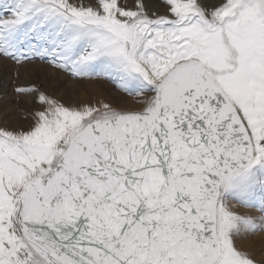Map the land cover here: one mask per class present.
Returning a JSON list of instances; mask_svg holds the SVG:
<instances>
[{
    "label": "snow or ice",
    "instance_id": "6c2138e0",
    "mask_svg": "<svg viewBox=\"0 0 264 264\" xmlns=\"http://www.w3.org/2000/svg\"><path fill=\"white\" fill-rule=\"evenodd\" d=\"M0 61L63 74L0 127V264H264V0H0Z\"/></svg>",
    "mask_w": 264,
    "mask_h": 264
},
{
    "label": "rangeland",
    "instance_id": "374dc122",
    "mask_svg": "<svg viewBox=\"0 0 264 264\" xmlns=\"http://www.w3.org/2000/svg\"><path fill=\"white\" fill-rule=\"evenodd\" d=\"M0 64V127H17L20 124H24L25 126H27V122L23 121L21 119V114L16 111L17 105L15 101L17 98L12 94L15 84H26L30 82L43 83L46 76L56 75L60 78L63 74H57L56 72H54V69L37 64L28 65L26 66V69H21L20 78L17 79L15 66L11 62L0 61ZM32 68L34 69V72ZM53 72L54 74H52ZM37 73H39V75ZM50 73L52 75H50ZM60 79H63V76ZM85 88L87 89V91H85ZM48 91L50 94H54L58 99H63L67 92H72L81 100L87 99L89 95H93V97L91 96L93 100L105 99L118 102V100L120 99V94L112 88V85L104 82H86L82 87L80 83L70 81L68 85L61 87L58 91L53 92L51 87L48 88ZM82 96L85 97L82 98ZM129 102L131 103V98H129ZM25 107H31V105L28 104L25 105ZM261 241H264V234H258L254 236L250 243L259 247Z\"/></svg>",
    "mask_w": 264,
    "mask_h": 264
},
{
    "label": "bare ground",
    "instance_id": "6f19581e",
    "mask_svg": "<svg viewBox=\"0 0 264 264\" xmlns=\"http://www.w3.org/2000/svg\"><path fill=\"white\" fill-rule=\"evenodd\" d=\"M1 65V64H0ZM10 66H13V65H10ZM46 68V67H45ZM33 69V68H32ZM50 70V69H49ZM27 71V70H26ZM32 71V70H31ZM33 72H34V69H33ZM55 72V71H54ZM54 72L52 73V74H54ZM4 73V72H3ZM47 74V73H46ZM51 73H50V75H52ZM48 75V74H47ZM62 75V74H61ZM56 76V75H55ZM63 76V75H62ZM62 76L60 77V78H62ZM93 86V85H92ZM105 86V85H104ZM73 89V88H72ZM71 89V90H72ZM95 90V89H94ZM73 91V90H72ZM102 91V90H101ZM92 93V92H91ZM103 93V92H102ZM112 95V94H111ZM92 97H93V95H91ZM97 96H98V94H97ZM85 97V96H84ZM83 96H82V98H84ZM114 97V96H113ZM120 100V99H119ZM118 100V101H119ZM130 103V102H129Z\"/></svg>",
    "mask_w": 264,
    "mask_h": 264
}]
</instances>
